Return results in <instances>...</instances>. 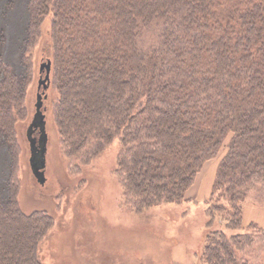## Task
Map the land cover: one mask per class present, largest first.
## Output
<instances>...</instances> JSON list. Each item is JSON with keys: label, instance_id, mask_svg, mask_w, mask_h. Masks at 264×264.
<instances>
[{"label": "trees", "instance_id": "1", "mask_svg": "<svg viewBox=\"0 0 264 264\" xmlns=\"http://www.w3.org/2000/svg\"><path fill=\"white\" fill-rule=\"evenodd\" d=\"M18 1L8 0L6 12ZM26 10L21 73L5 57L0 30V159L6 149L8 170L0 264H44L39 248L53 221L20 207L16 179L17 127L43 29L65 155L97 156L118 141L124 197L139 212L183 203L217 161L209 198L226 205H208L202 259L239 264L254 241L247 230L264 233L245 223L249 193L264 190V0H28ZM217 221L233 234L214 229Z\"/></svg>", "mask_w": 264, "mask_h": 264}, {"label": "rangeland", "instance_id": "2", "mask_svg": "<svg viewBox=\"0 0 264 264\" xmlns=\"http://www.w3.org/2000/svg\"><path fill=\"white\" fill-rule=\"evenodd\" d=\"M7 1L0 0V30L6 29L7 40L5 57L21 73L19 49L28 21V0H19L6 12ZM51 58L50 31L43 29L33 51V80L25 97L26 115L17 127L16 179L20 207L27 213L43 211L53 219L39 248L44 264H205L202 257L208 232V205H226V201L217 194L211 200L192 192L187 193L181 204H159L139 212L124 197L117 171L118 141L97 156L92 157V150L76 157L66 156L52 116L55 91L50 85L45 92L40 88V81L45 77L40 67ZM39 94L43 95L41 111L48 137L44 184L33 174L28 137L37 114ZM33 137L39 139L40 130ZM217 165V161H212L205 166L206 179L214 175ZM7 171L4 149L0 159V190ZM249 199L253 202L245 204L249 215L264 210L261 207L264 206V190L260 186L249 193ZM252 221L248 217L245 223ZM214 226L233 234L218 221ZM247 233L254 235V241L239 253V264H264V233L250 229Z\"/></svg>", "mask_w": 264, "mask_h": 264}, {"label": "water", "instance_id": "3", "mask_svg": "<svg viewBox=\"0 0 264 264\" xmlns=\"http://www.w3.org/2000/svg\"><path fill=\"white\" fill-rule=\"evenodd\" d=\"M52 63L50 60L47 63H43L40 67V72L45 74L44 79L40 81V88L43 86L44 92L49 88L50 75H51ZM43 107V95H38V103L36 104L37 114L34 117L33 123L29 127L28 137L31 142V167L33 174L38 179L39 183L44 184L45 178V167H46V153H47V142L48 137L46 133V122L45 116L42 113ZM37 129H40V140L37 141L33 138V134Z\"/></svg>", "mask_w": 264, "mask_h": 264}, {"label": "crops", "instance_id": "4", "mask_svg": "<svg viewBox=\"0 0 264 264\" xmlns=\"http://www.w3.org/2000/svg\"><path fill=\"white\" fill-rule=\"evenodd\" d=\"M215 173H214V175L210 176L209 179H206L207 178V176H206V169L203 170L202 175L201 176L199 175L197 177V180H196L195 184L189 190L188 194H190L192 192L194 194V192H195L199 196H208V197H210L211 191H212V184H213V181H214V178H215ZM204 179L207 180L206 183H205V180ZM262 209H264V208H262ZM255 214H256V212L254 211V213L252 215H249L247 213V209H246L245 210V220H247L248 217H249L250 219L256 221L257 223H259L261 226L264 227V210H261L259 213L256 214V216H255Z\"/></svg>", "mask_w": 264, "mask_h": 264}, {"label": "flooded vegetation", "instance_id": "5", "mask_svg": "<svg viewBox=\"0 0 264 264\" xmlns=\"http://www.w3.org/2000/svg\"><path fill=\"white\" fill-rule=\"evenodd\" d=\"M41 88H43V86H41ZM39 130H40V129H37V130L35 131V133H36V132H38ZM35 133H34V134H35ZM34 134H33V136H34ZM33 138H34V139H36L37 141H39V140H40V138H39V139H38V138H36V137H33Z\"/></svg>", "mask_w": 264, "mask_h": 264}]
</instances>
